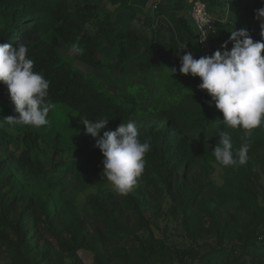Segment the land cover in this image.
Masks as SVG:
<instances>
[{"label": "trees", "instance_id": "obj_1", "mask_svg": "<svg viewBox=\"0 0 264 264\" xmlns=\"http://www.w3.org/2000/svg\"><path fill=\"white\" fill-rule=\"evenodd\" d=\"M205 1L218 35L212 50L202 53L195 24L186 15L188 0H0V44L24 42L33 70L49 82L46 102L52 108L49 124L41 127L49 130L45 142L51 141L55 157L78 148V155L65 161L68 186L51 176L35 151L38 132L14 136L8 128L23 126L0 127V247L13 264H52V250L79 264L82 249L93 253V264H264V208L258 203L264 125L252 130L244 165H219L211 153L219 131L229 133L234 151L244 132L225 128L222 112L198 88L200 78L179 72L185 52L195 59L223 52L234 29L261 40L254 14L264 0ZM73 44L83 53H71ZM56 103L76 117L75 127L55 118ZM13 115L18 113L0 82V122ZM99 118L109 123L98 137L86 135L83 119ZM129 121L150 149L137 185L121 196L102 177L104 157L96 142ZM216 164L227 171L224 184L231 187L223 185L218 193L249 215L235 233L213 212L208 228L196 221L214 187ZM81 193L95 218L91 232L88 212L81 215L77 203ZM163 215L167 232L176 221L197 228L203 236L194 237L199 245L175 246L169 233L158 236L153 226Z\"/></svg>", "mask_w": 264, "mask_h": 264}, {"label": "clouds", "instance_id": "obj_2", "mask_svg": "<svg viewBox=\"0 0 264 264\" xmlns=\"http://www.w3.org/2000/svg\"><path fill=\"white\" fill-rule=\"evenodd\" d=\"M254 15L259 21L261 40L254 42L246 29H234L221 46L223 52L217 50L211 56L199 59L191 52H185L180 57L179 72L200 78L198 88L206 90L216 109L222 112L224 127L244 132L241 147L234 151L229 133L219 131V142L211 153L223 167L247 162L252 130L264 125V7L256 9ZM229 43L231 50H227ZM70 52L82 54L83 49L73 44ZM27 53L28 47L22 41L15 46L0 44V82L7 86L14 112L18 113V116L4 117L0 127L5 123L33 128L49 124L47 116L52 108L46 102L49 82L33 70L34 61ZM176 71V68L171 69L172 74ZM82 123L85 134L96 138L109 119L99 118L95 122L83 119ZM139 137L137 126L129 121L122 122L114 131H105L97 139L96 147L104 157L102 177L118 195H128L144 171L150 142H142Z\"/></svg>", "mask_w": 264, "mask_h": 264}, {"label": "rangeland", "instance_id": "obj_3", "mask_svg": "<svg viewBox=\"0 0 264 264\" xmlns=\"http://www.w3.org/2000/svg\"><path fill=\"white\" fill-rule=\"evenodd\" d=\"M222 1V0H221ZM211 9V8H210ZM186 15L189 16V7L186 8ZM85 68V67H84ZM110 88L113 91H116V88L113 87V85L109 84ZM56 108L58 109L56 112L55 118L57 120H60L65 122L66 126L70 128L75 127L77 124L76 117L74 115L71 116V111L61 103H56ZM63 111V113L61 112ZM9 131L15 136V135H23L24 131L31 130L34 133L38 132L40 137V147L37 148L35 151L39 152L40 156L43 157V161L45 164V168L49 170L51 176L53 178H63L68 186H70V174L66 172V164L65 161L76 157L78 155V148L70 151L64 152L62 155V158L59 156L53 155V148L51 147V141L45 142V134L49 131L47 128H33L30 126H23V127H16L14 129L8 128ZM57 165V167H56ZM56 167V168H55ZM227 171L216 164L215 169L212 173V180L214 187L211 188V190L204 196V202L203 207H200V218L198 216L197 223L201 222V225L204 228H208L211 225V215L210 213H215L216 216L220 217V220L223 225L227 227L228 230L235 233L237 230L243 226L242 224L244 221H247L249 219V215L246 214L243 208L239 206L237 202L234 201H227L226 196L220 195L218 193L222 188L221 186H225V189L228 188L229 190L231 187L229 185L224 184L227 179ZM108 186H111L108 184ZM259 193H258V203L260 205V208H264V174L262 175L260 179V185L258 186ZM70 190V188H68ZM86 193H81L78 195L77 203L79 205V210L81 215H83L85 212H88V216H86L87 220V232H91L93 230L94 224H95V218L93 215V211L91 208L86 204L85 201ZM165 208H167L165 206ZM170 222V221H169ZM171 223V222H170ZM167 224V217L163 215L159 219H157V225L153 226L154 232L158 236H163V234L166 231L164 228ZM170 244L175 246H198V241L196 239L194 240V237H201L202 235H198L196 233V229L192 228H186L184 227L181 222L176 221L175 223L170 224ZM198 227V226H197ZM141 235H146V232H142ZM205 237V236H204ZM207 238V237H206ZM207 240H209L207 238ZM201 246L203 245L202 242ZM52 250L48 256L52 257L51 263L52 264H71L72 259L67 256H62L60 259L57 256V252L53 253ZM60 259V260H59ZM79 264H93L94 262V256L93 253L82 249L78 252V258ZM0 264H13L11 256L7 254L4 247H0Z\"/></svg>", "mask_w": 264, "mask_h": 264}, {"label": "built area", "instance_id": "obj_4", "mask_svg": "<svg viewBox=\"0 0 264 264\" xmlns=\"http://www.w3.org/2000/svg\"><path fill=\"white\" fill-rule=\"evenodd\" d=\"M189 15L198 33L199 49L202 53L212 50L213 39L218 35L216 18L205 0H188Z\"/></svg>", "mask_w": 264, "mask_h": 264}]
</instances>
